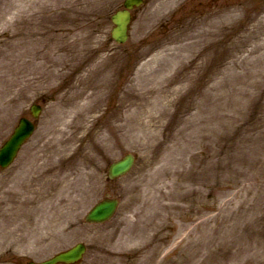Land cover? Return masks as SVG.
Instances as JSON below:
<instances>
[{"label": "rangeland", "instance_id": "obj_1", "mask_svg": "<svg viewBox=\"0 0 264 264\" xmlns=\"http://www.w3.org/2000/svg\"><path fill=\"white\" fill-rule=\"evenodd\" d=\"M122 2L0 0V145L43 107L0 170V264L79 242L78 264H264V0H145L117 45ZM103 75L99 107L76 128L68 97L98 94ZM127 153L131 172L107 182ZM106 196L115 216L86 224Z\"/></svg>", "mask_w": 264, "mask_h": 264}, {"label": "water", "instance_id": "obj_2", "mask_svg": "<svg viewBox=\"0 0 264 264\" xmlns=\"http://www.w3.org/2000/svg\"><path fill=\"white\" fill-rule=\"evenodd\" d=\"M142 0H126L124 6L131 9L137 6ZM129 13L127 10L117 12L112 16L115 28L112 30V38L122 43L126 40L127 24L129 22ZM38 107H33V115L37 116ZM33 131V125L26 119H21L18 127L14 130L12 136L4 143L0 149V166L7 167L14 159L22 143L30 136ZM133 156L126 155L122 160L117 161L109 167V178L119 177L127 173L133 165ZM118 201L116 199H105L97 203L86 215L85 220L90 223H101L108 220L115 212ZM85 248L82 244H77L73 248L59 253L49 260L39 264H58V263H75L77 262ZM27 264H34L29 262Z\"/></svg>", "mask_w": 264, "mask_h": 264}, {"label": "bare ground", "instance_id": "obj_3", "mask_svg": "<svg viewBox=\"0 0 264 264\" xmlns=\"http://www.w3.org/2000/svg\"><path fill=\"white\" fill-rule=\"evenodd\" d=\"M105 79H107V76L105 77L103 75L101 81H99L98 84L96 83V86L101 88V89H99V93L98 94L85 95V92L87 90V86H85L81 90L80 89L76 90L75 92H73L68 97V104L71 107H73L74 113H75V116H76L75 117L76 121L78 120L77 124L75 126L76 128H81L82 127V130L85 129L83 124H84L85 120L87 119V117L90 116L89 113H92V112L96 111V107H99V103H100V101L102 100V97H103L102 88H105L106 85H107V81ZM1 81H2V78H0V82ZM3 94H4L3 90H0V96H2ZM84 96H87V97L84 98ZM80 99L84 100V102L83 103L78 102V101H80ZM76 140H77L76 133L72 131L67 137H65L63 139V142L65 144L74 143ZM88 145L90 146L91 144L89 143ZM88 145H87V147H88ZM85 155H86L85 158H87L88 166L89 167H91V166L94 167L95 163H97V160L95 159V157L92 154H90V153L85 154ZM87 175H89V177L92 176L91 173H87ZM76 203H75L74 200H71V203H69V206H68L69 208L66 211H64L62 209H61L62 210L61 211L59 206H54L53 208L55 209V212H57L59 217H63L61 215H64V214L66 215L71 210H73V205L76 206L77 205ZM61 208H63V207H61ZM12 236L14 238H16V239L15 240H11L9 242L10 244H14L19 239L21 241H25V238H19V236H16V235H14L11 232L7 234L8 238L12 237ZM25 243L28 244L29 242L25 241Z\"/></svg>", "mask_w": 264, "mask_h": 264}]
</instances>
